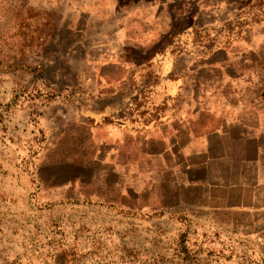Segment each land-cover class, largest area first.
Wrapping results in <instances>:
<instances>
[{
  "label": "rangeland",
  "instance_id": "374dc122",
  "mask_svg": "<svg viewBox=\"0 0 264 264\" xmlns=\"http://www.w3.org/2000/svg\"><path fill=\"white\" fill-rule=\"evenodd\" d=\"M198 1L0 0V264H264L263 188L175 210L127 141L167 108H264V0Z\"/></svg>",
  "mask_w": 264,
  "mask_h": 264
},
{
  "label": "crops",
  "instance_id": "0c3cea01",
  "mask_svg": "<svg viewBox=\"0 0 264 264\" xmlns=\"http://www.w3.org/2000/svg\"><path fill=\"white\" fill-rule=\"evenodd\" d=\"M199 30L206 34L210 32L192 27L191 33L198 36ZM211 42L213 44L197 46L208 53L218 48L214 41ZM233 45L241 51L249 48L245 39H239ZM222 63L230 69L239 63L238 68L244 69L238 72L240 76L247 74L246 69L251 64L245 59ZM230 71L224 69V81L231 79ZM161 114L156 120L146 122L144 130L129 133L127 141L131 142L132 148L135 140L141 141L140 147L147 162L153 167L157 165L160 175L156 186L162 187L159 194L166 204L173 205L175 210H182L188 203L196 204V209L202 211L244 210L246 207L241 203L224 197L245 195L243 190L247 188L264 189L263 107L167 108ZM126 129L132 131L133 128ZM124 138L123 135L120 137ZM146 183L147 190L155 187L153 180ZM129 195L133 196L127 193ZM201 196L206 199L199 202ZM254 210H264V207L255 206Z\"/></svg>",
  "mask_w": 264,
  "mask_h": 264
},
{
  "label": "trees",
  "instance_id": "16d2710c",
  "mask_svg": "<svg viewBox=\"0 0 264 264\" xmlns=\"http://www.w3.org/2000/svg\"><path fill=\"white\" fill-rule=\"evenodd\" d=\"M209 33V32H208ZM199 46V45H198Z\"/></svg>",
  "mask_w": 264,
  "mask_h": 264
}]
</instances>
